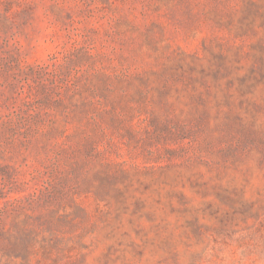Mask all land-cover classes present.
<instances>
[{
  "label": "rangeland",
  "instance_id": "rangeland-1",
  "mask_svg": "<svg viewBox=\"0 0 264 264\" xmlns=\"http://www.w3.org/2000/svg\"><path fill=\"white\" fill-rule=\"evenodd\" d=\"M0 264H264V0H0Z\"/></svg>",
  "mask_w": 264,
  "mask_h": 264
}]
</instances>
